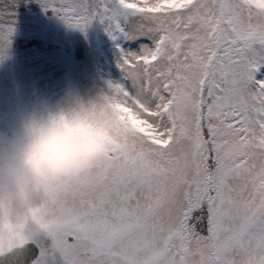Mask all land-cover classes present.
<instances>
[{
	"label": "snow or ice",
	"instance_id": "snow-or-ice-1",
	"mask_svg": "<svg viewBox=\"0 0 264 264\" xmlns=\"http://www.w3.org/2000/svg\"><path fill=\"white\" fill-rule=\"evenodd\" d=\"M40 2L133 42L130 85L109 81L128 124L45 188L35 230L0 227V264H264V0ZM18 4L0 0V59Z\"/></svg>",
	"mask_w": 264,
	"mask_h": 264
},
{
	"label": "rangeland",
	"instance_id": "rangeland-1",
	"mask_svg": "<svg viewBox=\"0 0 264 264\" xmlns=\"http://www.w3.org/2000/svg\"><path fill=\"white\" fill-rule=\"evenodd\" d=\"M132 46L114 40L99 19L82 31L45 11L40 0H19L12 43L0 59V143L27 117L111 92L109 81L130 85L118 57ZM257 77L264 79V68Z\"/></svg>",
	"mask_w": 264,
	"mask_h": 264
},
{
	"label": "clouds",
	"instance_id": "clouds-1",
	"mask_svg": "<svg viewBox=\"0 0 264 264\" xmlns=\"http://www.w3.org/2000/svg\"><path fill=\"white\" fill-rule=\"evenodd\" d=\"M119 104L103 90L74 98L27 117L0 143V227L35 230L31 215L45 188L92 168L121 138L128 120ZM173 148L186 150L187 141Z\"/></svg>",
	"mask_w": 264,
	"mask_h": 264
}]
</instances>
